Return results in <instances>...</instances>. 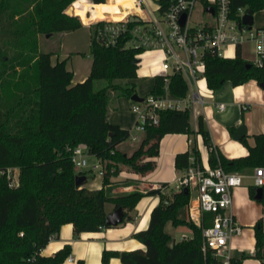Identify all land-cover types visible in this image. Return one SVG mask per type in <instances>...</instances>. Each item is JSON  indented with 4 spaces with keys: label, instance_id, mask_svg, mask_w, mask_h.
Here are the masks:
<instances>
[{
    "label": "trees",
    "instance_id": "1",
    "mask_svg": "<svg viewBox=\"0 0 264 264\" xmlns=\"http://www.w3.org/2000/svg\"><path fill=\"white\" fill-rule=\"evenodd\" d=\"M105 1L0 0V169L20 168L15 187L0 175V264H65L71 252L69 244L53 255L41 253L58 237L64 224H73L75 236L112 228L106 223L109 213L121 206L124 221L132 219L130 211L147 195H158L160 202L151 211L148 228L134 234L145 249H105L102 264H110L114 257L124 264H218L220 259L212 251L203 250L202 227L189 217L190 191H175L162 182L160 188L145 192L111 193V177L117 173L118 164L132 165L145 152L146 138L132 155L120 152L117 146L131 132L109 121L110 112L118 108L117 99H131L137 93V85L129 80L137 77V55L143 51L125 47L124 40L106 46L96 39L103 22L92 24L91 72L84 81L74 83L66 60L53 62L58 52L41 47L43 35L73 32L106 18L124 19V0ZM230 6L239 20V7L247 12L252 9L254 23L264 28V0H230ZM204 59V77L210 90H220L227 81L234 86L251 80L264 83V61L260 66L245 59L240 47L234 58L220 57L209 49ZM99 80L106 83L97 88ZM166 88L178 98H185L189 90L182 74L175 70L157 75L150 94L162 95ZM190 115L189 107L162 110L159 122L148 126L146 134L191 133ZM230 130L234 132L233 127ZM198 133L208 148L212 167L221 165L227 171L249 174L255 167L264 166V132L254 136V145L244 137L241 141L248 154L234 158L213 146L202 116ZM79 144H85L89 154L104 165L100 188L76 185L77 175L87 176L75 170L71 159L69 148ZM191 154L202 162L199 150L192 146L185 161L178 163L180 169L188 165ZM248 188L254 198L257 187ZM262 188L259 202L264 205ZM206 217L212 216L207 213ZM169 221L190 231L191 236L171 244L172 237L165 230ZM209 223L204 221V225ZM254 230L255 253L232 257L231 264H243L251 256L264 264L263 218L257 220ZM76 264L84 263L79 260Z\"/></svg>",
    "mask_w": 264,
    "mask_h": 264
},
{
    "label": "crops",
    "instance_id": "2",
    "mask_svg": "<svg viewBox=\"0 0 264 264\" xmlns=\"http://www.w3.org/2000/svg\"><path fill=\"white\" fill-rule=\"evenodd\" d=\"M126 1L124 0V10ZM130 1L133 6V0ZM82 29H90V25L84 24L77 31L60 33V50L58 54L52 57L53 62L66 60L68 69L74 74V83L82 82L89 76L93 63L92 56L89 58L80 56V53L85 50H81L80 37H78L77 32ZM90 42L89 34L88 46L86 44L84 46L88 50ZM246 42L249 43L250 41ZM246 42L239 46L242 56L249 61H254L257 57L256 54L251 59L245 52L244 44ZM152 54H155V56L153 57ZM139 57L137 77L130 79L129 82H134L136 85L140 84L141 94L148 96L154 87L155 77L165 73L161 64L163 53L159 50H148L142 52ZM144 58V67L140 69V64L143 63ZM192 91L195 92L196 98L192 96L193 98L187 99L191 111V133H152L147 135L144 132L143 139H147L144 154L135 160L132 165L119 163L117 173L113 175L115 178L111 177V180L123 181L121 182L123 185L121 188L111 189L113 195L135 190L145 192L162 182L174 183L181 172L178 163L185 161L192 146H196L199 150L203 165L211 166L208 148L204 144L202 135L198 133L200 116L204 118L213 146L229 158L248 154V148L243 144L242 139L235 140L233 138L234 132L241 124L247 126L245 137L250 145L255 144L254 136L256 134L264 132V87L257 81L251 80L238 86H234L232 82L227 81L220 90L213 91L208 88L206 78L203 76L198 78L192 86L189 85L188 94L190 95ZM167 97L173 100L183 99L175 97L171 92L167 94ZM133 102L125 96L119 97L117 99L118 108L110 112L109 121L130 130V132L134 130L136 115L131 108ZM220 104H224V108L221 109ZM231 127L234 128V132H231ZM120 146L121 143L117 146L120 152L129 156L133 154L123 150ZM98 164L100 165L101 162L99 161ZM102 168L104 169V167ZM103 175H100L102 176L100 180L93 183L92 186L90 185V188H100ZM88 184L85 183L87 186ZM255 201L257 200L250 196L247 185L243 184L235 189L233 212L237 222L244 227V230L240 236H236L231 241L232 257L240 258L243 254L255 253L254 225L258 219L263 218L264 220V205L261 203V208L254 203ZM159 202L160 197L158 195L144 196L137 206L130 211L132 219L127 218L126 221L112 228H103L96 232H83L79 236L74 235L72 223L64 224L58 237L51 239L41 253L53 255L66 244H69L71 247L70 255L75 258V263L71 264H76L79 260H82L84 264H102V253L105 249L119 251L145 249V245L137 240L134 234L148 228L151 211ZM167 233L172 237L171 233ZM190 236L191 234H188L187 237ZM173 241H176L174 236L170 243L172 244ZM65 264L70 263L65 261ZM110 264L124 263L119 258L114 257L111 259ZM243 264L263 263L251 256L245 258Z\"/></svg>",
    "mask_w": 264,
    "mask_h": 264
},
{
    "label": "built area",
    "instance_id": "3",
    "mask_svg": "<svg viewBox=\"0 0 264 264\" xmlns=\"http://www.w3.org/2000/svg\"><path fill=\"white\" fill-rule=\"evenodd\" d=\"M107 1V0H106ZM105 1V2H106ZM103 2V3H105ZM197 4H201L203 15L196 21L192 19ZM154 8L149 0H133V6L128 7L126 17L120 20L101 19L89 25L103 22L96 31V39L106 46H115L124 40L125 47L139 51L159 50L163 53L161 60L165 73L171 70L180 72L189 85L192 86L206 71L205 54L209 49L216 51L218 56L234 58L237 47L246 41L256 44L257 65L264 61V28L243 24L242 18L247 13L245 7H239L236 18L231 10L230 0H157ZM213 11H208V8ZM186 15L181 24L182 15ZM138 18L131 22L130 18ZM141 54H138L139 57ZM166 82L167 79H166ZM169 89L162 95L149 94L142 102H133L132 111L136 115L135 129L146 132L147 127L159 122L160 112L166 109H185L190 106L187 99L196 98L195 92L182 100L167 97ZM193 96V97H192ZM200 98V97H199ZM198 98V100H199ZM202 102V100H200ZM219 107L224 108V104ZM138 139V136H134ZM71 150V159L75 170L87 166L88 148L79 144ZM100 167L99 164L94 168ZM19 167L0 169L10 186L19 183ZM103 175V170H99ZM250 176L254 185L264 187V166H257L251 174L237 171H227L223 166L203 165L192 154L188 165L181 169L179 177L169 184L175 191L188 188L191 192L189 217L202 227L203 250L212 251L218 264H231V241L243 233L233 212L234 191L244 184V178ZM155 185L152 188H160ZM167 194V190L162 188ZM211 214L207 218L206 214ZM204 221H210L204 225ZM188 238L184 236L183 239ZM75 263L71 255L66 259Z\"/></svg>",
    "mask_w": 264,
    "mask_h": 264
},
{
    "label": "rangeland",
    "instance_id": "4",
    "mask_svg": "<svg viewBox=\"0 0 264 264\" xmlns=\"http://www.w3.org/2000/svg\"><path fill=\"white\" fill-rule=\"evenodd\" d=\"M149 1L151 2L152 6L154 8L157 7V5H156V1L157 0H149ZM128 7H132V4H131V1L130 0H127L126 1L125 11H127V8ZM203 13L204 12H203L202 5L201 4H197L196 5V8H195V10L193 12L192 19L194 21L198 20L203 15ZM73 15H75V14H73ZM254 24L257 27L256 22ZM91 33H92V30L91 29H84V30L82 29L79 32H77L78 37H80L79 38V43H80V46H81V50H85V51H83V53H80L81 54L80 56H84V57H87V58H89L91 56L89 54V50L86 49L87 47H84L86 45L88 46V43H89V34L91 36ZM60 35H61L60 33H55V34H53L50 37H47V35L41 36V47H42V49L43 50H54V51H57L58 52L60 50ZM246 44H244L245 52H246L247 56L252 59V58H254V56L256 54L255 53L256 44H255V42H252V41L249 42V43L246 42ZM152 55H153V57L155 56V54H152ZM138 58H140V57H138ZM144 63H145V58L143 60V63L140 64V66H141L140 69H142L144 67ZM105 83L106 82L104 80H99L96 83V87L98 88L100 86H103ZM137 94H139L141 97H144V98L147 97V96H144V95L141 94L140 84L137 85ZM191 121L193 122V119L192 118H191ZM131 132H132L131 133V136L128 139H126L125 141H123L121 143V146L120 147L123 150H126L127 152H129V153L132 154V153H134V151H136L139 148V146H140V144L142 142L143 136H144V132L137 131L136 129L132 130ZM135 135H138V139H134V136ZM87 162H88V164H87L86 167L81 168V169H78L77 171H83V172H86L87 173V177H88L87 183H89V184H88V186L87 185H85V186L90 188V185L92 186L93 183H95V182L97 183L100 180V178L102 177L99 174V170L100 169L104 170L102 168L104 165L101 163L100 164V167L94 168V165L98 164L99 161H98V159L94 155H91V154H88V156H87ZM246 173H249V170H247ZM249 174H251V173H249ZM112 177L115 178V176H112ZM121 182H123V181H116V180H113L112 179L111 180V184H110V186H111L110 188L111 189H113V188L114 189L121 188L123 186L121 184ZM244 185H247V186L254 185L253 178L250 177V176L245 177L244 178ZM115 193H121V192H115ZM192 196H194V195H192ZM254 203L256 205H258L259 207L262 208V205H261L260 202L255 201ZM245 210H247V209H245ZM243 229H244V227H243ZM166 231L169 232V233H171L172 234V238L174 236L176 238V241H180V240H182L184 238V236H188V234L189 235L191 234V232L188 231L185 228H177L176 229L174 227V225L172 224V222H170V221L166 225Z\"/></svg>",
    "mask_w": 264,
    "mask_h": 264
},
{
    "label": "water",
    "instance_id": "5",
    "mask_svg": "<svg viewBox=\"0 0 264 264\" xmlns=\"http://www.w3.org/2000/svg\"><path fill=\"white\" fill-rule=\"evenodd\" d=\"M208 11H213V8L209 7ZM67 13H69L68 9L66 11ZM71 14V13H69ZM186 19V15L183 14L182 18H181V24H184ZM131 22H138V18H130ZM242 22L245 25H248L249 27H252L254 24V14H253V10L249 9L248 12L243 16L242 18ZM140 60H138L139 62ZM261 86L264 87V83L261 84ZM132 101L135 102H142L144 100V97H141L139 94L135 93L132 97H131ZM247 134V126L245 124H241L237 130L234 132L233 138L235 140H241L243 139ZM76 185H82L85 184L87 182V176L86 175H77L76 179H75ZM185 192H188V188L184 189ZM262 193H263V188L262 187H258L256 190V195L254 196V199L257 201H260L262 198ZM126 216H125V210L123 207H118L115 210H113L111 213H109L106 217V223L109 226L115 227L121 223H123V221L125 220Z\"/></svg>",
    "mask_w": 264,
    "mask_h": 264
},
{
    "label": "bare ground",
    "instance_id": "6",
    "mask_svg": "<svg viewBox=\"0 0 264 264\" xmlns=\"http://www.w3.org/2000/svg\"><path fill=\"white\" fill-rule=\"evenodd\" d=\"M126 17V14H125V12H124V18Z\"/></svg>",
    "mask_w": 264,
    "mask_h": 264
}]
</instances>
